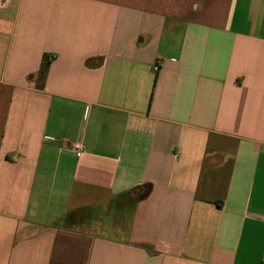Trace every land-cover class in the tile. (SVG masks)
Instances as JSON below:
<instances>
[{"label": "crops", "instance_id": "1", "mask_svg": "<svg viewBox=\"0 0 264 264\" xmlns=\"http://www.w3.org/2000/svg\"><path fill=\"white\" fill-rule=\"evenodd\" d=\"M263 253L264 0H0V264Z\"/></svg>", "mask_w": 264, "mask_h": 264}, {"label": "built area", "instance_id": "2", "mask_svg": "<svg viewBox=\"0 0 264 264\" xmlns=\"http://www.w3.org/2000/svg\"><path fill=\"white\" fill-rule=\"evenodd\" d=\"M74 150L76 152V155L77 156H80L81 155V152H82V148H81V145L80 144H74ZM262 262L264 264V253H263V257H262Z\"/></svg>", "mask_w": 264, "mask_h": 264}]
</instances>
